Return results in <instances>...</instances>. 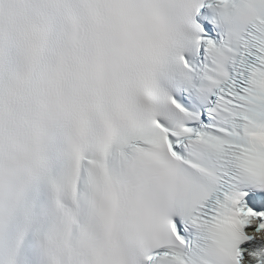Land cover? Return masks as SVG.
Segmentation results:
<instances>
[{
  "label": "snow or ice",
  "instance_id": "1",
  "mask_svg": "<svg viewBox=\"0 0 264 264\" xmlns=\"http://www.w3.org/2000/svg\"><path fill=\"white\" fill-rule=\"evenodd\" d=\"M0 264H264V0H0Z\"/></svg>",
  "mask_w": 264,
  "mask_h": 264
}]
</instances>
